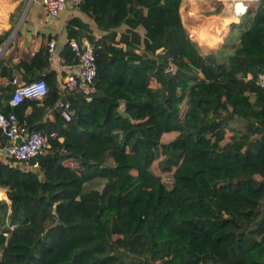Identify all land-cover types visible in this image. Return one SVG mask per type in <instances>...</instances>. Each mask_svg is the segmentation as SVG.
I'll return each mask as SVG.
<instances>
[{"label":"trees","instance_id":"obj_1","mask_svg":"<svg viewBox=\"0 0 264 264\" xmlns=\"http://www.w3.org/2000/svg\"><path fill=\"white\" fill-rule=\"evenodd\" d=\"M182 1L82 0L101 36L67 27L97 68L92 92L68 97L70 122L43 121L59 99L52 70L35 79L41 102L10 107L15 87L0 90V112L55 135L36 171L0 161V264H264V89L246 79L264 69V0L231 25L224 61L191 40ZM49 56L13 68L43 70ZM60 57L74 62L68 44Z\"/></svg>","mask_w":264,"mask_h":264},{"label":"built area","instance_id":"obj_2","mask_svg":"<svg viewBox=\"0 0 264 264\" xmlns=\"http://www.w3.org/2000/svg\"><path fill=\"white\" fill-rule=\"evenodd\" d=\"M217 1L222 4L223 10L236 20V23H239L260 0ZM81 3L82 0H41V5L49 21H54L66 8H79ZM54 45L53 41L49 43L50 53L53 51ZM68 45L74 53V63L73 66L68 67V78L57 87L59 99L53 107L65 122H70L76 117V110L68 97L80 91L85 94L91 93L97 71L94 48L87 39L83 38L80 41L73 39L69 41ZM173 70V65L169 64L165 73H171ZM246 79L253 80L256 86L264 89V69L256 77L248 76ZM11 83L15 90L9 101L10 107L19 105L25 99L41 102L47 93L46 85L41 80L22 83L17 77H13ZM0 135L6 142L3 149L5 162L12 161L17 166L30 165L32 159L44 155L51 147L49 139L55 137L54 134L48 136L41 132L30 131L25 123L18 121L14 113L4 114L2 112H0ZM30 167L31 169L37 168L36 165Z\"/></svg>","mask_w":264,"mask_h":264},{"label":"crops","instance_id":"obj_3","mask_svg":"<svg viewBox=\"0 0 264 264\" xmlns=\"http://www.w3.org/2000/svg\"><path fill=\"white\" fill-rule=\"evenodd\" d=\"M192 3L194 4V2ZM22 4L23 0L20 1L17 6L15 5V3L9 5L7 4L6 0H0V36L8 31H11L8 39L0 46V63H3L0 66V90L8 86H12V80L6 75L2 74L3 68H11L12 76L17 77L18 80L22 83L34 81L35 79L42 77L45 71L52 70L56 74V83L58 87L59 84L63 83L65 79L68 78V67L73 66L72 64L74 63L73 62L71 64H66L60 57V53L70 41L67 32L69 23L73 20L80 21L89 28V35L93 36L95 39L100 38L101 32L95 25L93 19L88 14L82 12L80 8H66L58 15V17L54 21H49L41 5V0H37L39 9L34 11H20V7L22 6ZM182 5L183 4H181L179 10L181 20ZM258 5L259 3L254 7V10L258 8ZM224 18L227 20H232L229 15L228 18ZM214 19L217 18L214 17ZM222 24L223 25L221 26L223 27L225 25V22H223ZM120 30L124 31L125 28H121ZM194 33L195 31L192 32V34ZM217 33H215L211 37V40H214L212 42V44L214 45L220 42L216 40ZM229 34L230 32L228 29V33L225 35V41L228 40ZM190 38L193 42H195L191 36ZM234 38L235 40L233 39L234 41L232 45H236L238 43L237 36ZM51 41L55 42V45L53 51L50 53L48 45ZM42 48H45L50 54L49 68H45L43 70L35 69L29 74L26 73L23 68H13V65H19V63L21 62L30 64L34 55L37 54ZM0 92V95L3 97L10 94L9 92L5 94L2 93V91ZM29 111L30 110H28V112ZM55 111L56 110L53 107L48 108L45 111L43 121H54ZM5 144L6 142L4 140L0 141V161L2 162H5L6 160L3 155ZM97 190L101 191L102 188H98ZM2 200L7 202V199L4 195Z\"/></svg>","mask_w":264,"mask_h":264},{"label":"rangeland","instance_id":"obj_4","mask_svg":"<svg viewBox=\"0 0 264 264\" xmlns=\"http://www.w3.org/2000/svg\"><path fill=\"white\" fill-rule=\"evenodd\" d=\"M20 1L22 0H6L7 4L11 5L12 3H15L16 6ZM192 2H194V4ZM182 4H183L181 7L182 21L186 27V30L189 33V36H191L193 40L196 42L201 53L202 54L215 53L218 54L219 57L222 55L221 59L222 61H224L225 56L231 54L232 48L234 46L232 45L233 41L235 40L234 37L237 36L238 38L240 34L238 28H235L233 30L231 29V25L237 23L233 21L231 22V19H228L229 20L228 23H225L226 26L224 25L222 27L221 25H223L222 24L223 21L220 19H214V17L228 18L227 12L223 10L222 4L217 0H183ZM37 9H39V6L37 5V0H23V4L20 7V11L24 10L27 12L31 10L34 11ZM212 20L214 21L215 24L211 23ZM205 26L212 27V30H210L209 27L205 28ZM228 29L230 34L228 40L225 41L226 39L225 35L228 33ZM193 31H195L194 34H192ZM215 33H217L216 40L220 42L214 45L212 44L214 40L213 39L211 40V37ZM232 126L238 130L243 129V124L239 121L232 123ZM30 166L31 165H20L19 168L23 169L24 171L26 170L36 171L37 168L31 169ZM163 181L169 187L172 181L171 176L163 175ZM90 188L91 189L103 188V184L95 182L93 184L86 186L85 190H88ZM2 198L3 196L1 197L0 195L1 200ZM3 235L5 237L8 236L7 233H3ZM1 256H2V251H0V259Z\"/></svg>","mask_w":264,"mask_h":264},{"label":"bare ground","instance_id":"obj_5","mask_svg":"<svg viewBox=\"0 0 264 264\" xmlns=\"http://www.w3.org/2000/svg\"><path fill=\"white\" fill-rule=\"evenodd\" d=\"M217 19H220V20H222V21L225 22V23H228V21H229V20H227V19H225V18L223 19L222 17H218ZM232 21H233V22H237V21L234 20V19H232L231 22H232ZM211 23L215 24L213 20H212ZM207 27H209V29L212 30V27H210V26H205V28H207ZM213 28H214V25H213ZM206 31H208V30H206ZM208 32H210V31H208Z\"/></svg>","mask_w":264,"mask_h":264},{"label":"water","instance_id":"obj_6","mask_svg":"<svg viewBox=\"0 0 264 264\" xmlns=\"http://www.w3.org/2000/svg\"><path fill=\"white\" fill-rule=\"evenodd\" d=\"M124 108L123 106L120 107V111L123 112ZM126 117V115H124ZM60 223V222H59Z\"/></svg>","mask_w":264,"mask_h":264}]
</instances>
